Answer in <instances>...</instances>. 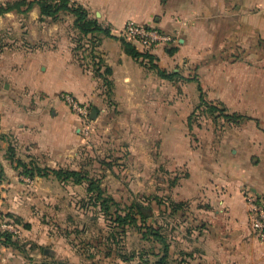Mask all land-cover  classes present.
I'll use <instances>...</instances> for the list:
<instances>
[{
  "label": "crops",
  "instance_id": "obj_1",
  "mask_svg": "<svg viewBox=\"0 0 264 264\" xmlns=\"http://www.w3.org/2000/svg\"><path fill=\"white\" fill-rule=\"evenodd\" d=\"M76 1L113 34L98 49L112 68L111 97L92 66L75 55L72 15L41 17L39 5L24 16L0 15V214L10 212L31 223L22 227L26 250L1 245L0 264H49L54 255L67 263L73 253L64 237L40 220L50 205L35 204L52 200L46 183L53 177L28 178L8 158L10 143L18 156L62 161L76 155L82 123L60 97L63 92L104 110L111 101L119 106L122 114L104 112L98 122L109 134L133 122L131 135L144 142L138 146L145 170L141 179L150 182L161 165L179 175L170 196L187 202L175 218L189 227L187 237H177L182 247L175 255H184L188 264H264V242L252 228L243 193L248 189L264 198V0ZM128 20L175 38L150 50L161 69L197 74L209 100L249 119L223 126L211 118L191 128L199 83L163 78L128 54L116 37ZM153 139L155 155L161 154L156 161ZM78 256L69 264H82Z\"/></svg>",
  "mask_w": 264,
  "mask_h": 264
},
{
  "label": "rangeland",
  "instance_id": "obj_2",
  "mask_svg": "<svg viewBox=\"0 0 264 264\" xmlns=\"http://www.w3.org/2000/svg\"><path fill=\"white\" fill-rule=\"evenodd\" d=\"M15 1L17 0H0V6ZM15 12L22 13L20 15L23 16L27 15V12ZM74 44L76 45L75 41ZM138 49L143 51L140 47ZM199 103L191 114L193 116L192 121L189 119L191 128L202 124L207 119H211V116L203 111L204 106L199 107ZM106 107L104 110L102 106L89 104L87 127H89L90 132L86 134L84 131H79L83 135V143L78 147L76 155L62 161H58V159L56 161L55 158L41 155L35 157L44 166L53 165L55 161L56 164L58 163L56 166L59 167L84 169L89 175L99 178L106 193L118 201L122 207L131 204L133 201L142 204H149L150 202L153 217L149 222L154 226H157L159 222L168 226L172 246H174L172 247V264H177L181 257L184 258V255H175L180 250L178 248L182 247L175 241L179 236L187 237L189 226L184 224L182 227L180 225L182 223L181 218H172L162 213L168 203L161 206L154 200V197L155 195L170 197L173 180L178 175L166 166L161 165L157 171L152 170L154 172L150 182L141 179V173L145 170L140 169L141 159H139L138 146L144 144V142H140V137L131 135L132 128L130 126L133 122H130V125L126 128L116 127L110 134L107 133L103 122L102 124L98 122L99 115L104 112L120 115L122 110L115 103H111ZM93 108L98 110L96 118H92ZM113 119H116V117ZM114 122L112 121L111 124ZM124 133H127V135L125 136ZM146 145L150 149L149 144L146 143ZM151 148L153 161L160 160L161 157L159 156L161 154L157 153L155 155L157 152L155 139L152 141ZM19 157L28 159L24 155H19ZM156 176L161 179L160 183L159 181L157 183ZM49 178L51 179L52 176ZM53 179L51 183H46L54 194L52 200L45 199V202L37 201L35 204L45 203V205H50V211L46 209V213L43 217H40V220L46 222L53 234L62 235L64 237L62 241L68 243L69 249L73 250V253L64 259L65 262L72 263L76 254L79 255L78 260L82 264H143L141 262V252L145 249H151L154 245L152 242L141 239V234L135 228H129L125 234H122V229L116 227V223L113 222L110 216L105 215L99 205L96 206L92 203L90 194L86 190V184H78L79 186L76 187L75 184L68 183L62 186L59 184L60 181L58 182L54 177ZM63 193H65L64 197L60 198ZM180 229H182V233ZM62 245L64 246V243ZM158 248L155 245V249L158 250ZM56 250H54L55 254L57 253ZM133 251L135 256L133 259H129ZM52 257L49 261L50 264H57V260L61 262L55 255ZM156 258L151 256L152 261L148 264H152Z\"/></svg>",
  "mask_w": 264,
  "mask_h": 264
},
{
  "label": "trees",
  "instance_id": "obj_3",
  "mask_svg": "<svg viewBox=\"0 0 264 264\" xmlns=\"http://www.w3.org/2000/svg\"><path fill=\"white\" fill-rule=\"evenodd\" d=\"M35 5H39L41 17H50L53 20H59L63 14H70L74 17L73 30L76 35L74 37L76 43L74 47L75 55L79 61L86 60L87 64L92 66L95 75L103 80L107 95L111 97L113 82L110 76L112 75V68L105 63L98 50L105 37L113 36L110 27L104 25L98 18L92 16L89 9L76 0H17L1 5L0 15L9 11L28 12ZM116 37L121 40L123 48L128 54L138 59L144 65L156 70L163 78L175 81H197L200 91L199 107L204 106L203 111H206L217 125L240 124L249 119L247 115L230 111L221 101L209 100L205 95L197 74L183 76L180 73L163 70L154 62V56L150 53V50L141 51L132 41L119 36ZM192 118L193 116L190 117L191 121ZM8 158L15 163V167L20 173L28 178L52 176L64 185L68 183L77 185L86 184V190L90 194L92 203L96 206L99 205L101 211L105 215L110 216L113 222L116 223V227L122 229V234H125L129 228H135L141 234V239L154 244L151 249H145L141 252V262L143 264H148L152 261L151 256L157 257L152 264H172V240L170 239L168 226L160 222L157 226H154V224L149 222L153 217L150 202L149 204H142L133 201L131 204L122 207L118 201L106 193L105 188L102 187L101 180L89 175L84 169L44 166L33 155L27 156L28 159L26 160L17 155V149L12 143H10L8 148ZM0 176H3L1 166ZM178 178L179 175L173 180L172 186L177 183ZM154 200L162 206L168 203L162 213L172 218L177 216L179 211L186 210L185 207L187 206V202L174 201L171 196L161 197L155 195ZM5 218L11 219L21 225V227H31V223L24 220L22 216L10 212L0 214V225L1 221ZM1 245L25 251L27 242L22 238L14 236L13 233L1 230L0 228ZM155 245L159 247L158 250L155 249ZM134 256L133 251L129 259H133ZM56 263L66 264L63 261L58 262V260ZM177 264L188 263L186 258H183Z\"/></svg>",
  "mask_w": 264,
  "mask_h": 264
},
{
  "label": "built area",
  "instance_id": "obj_4",
  "mask_svg": "<svg viewBox=\"0 0 264 264\" xmlns=\"http://www.w3.org/2000/svg\"><path fill=\"white\" fill-rule=\"evenodd\" d=\"M119 37L132 41L143 51H149L159 43H170L175 40L173 36L164 33L155 26L128 20L124 27L118 31ZM60 97L79 115L82 126L79 131L86 134L90 132L88 125L89 104L80 102L72 93L63 92ZM244 196L249 205L251 225L256 236L264 242V198L258 197L248 189H243ZM1 230H6L18 238H22V227L11 219L1 221Z\"/></svg>",
  "mask_w": 264,
  "mask_h": 264
},
{
  "label": "water",
  "instance_id": "obj_5",
  "mask_svg": "<svg viewBox=\"0 0 264 264\" xmlns=\"http://www.w3.org/2000/svg\"><path fill=\"white\" fill-rule=\"evenodd\" d=\"M98 114V111L96 108H93V112H92V118H96Z\"/></svg>",
  "mask_w": 264,
  "mask_h": 264
}]
</instances>
